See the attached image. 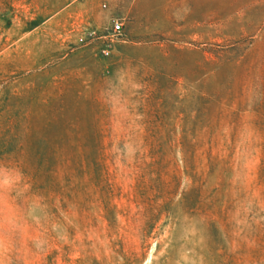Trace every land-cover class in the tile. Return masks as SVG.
I'll return each mask as SVG.
<instances>
[{
  "label": "rangeland",
  "instance_id": "obj_1",
  "mask_svg": "<svg viewBox=\"0 0 264 264\" xmlns=\"http://www.w3.org/2000/svg\"><path fill=\"white\" fill-rule=\"evenodd\" d=\"M74 1L0 0V264H264V0L241 103L103 80Z\"/></svg>",
  "mask_w": 264,
  "mask_h": 264
},
{
  "label": "crops",
  "instance_id": "obj_2",
  "mask_svg": "<svg viewBox=\"0 0 264 264\" xmlns=\"http://www.w3.org/2000/svg\"><path fill=\"white\" fill-rule=\"evenodd\" d=\"M74 2L85 9L78 12L77 26L83 33L95 31L98 36L77 50L93 54L103 80H118L122 85L129 82L125 86L132 89L154 86L157 81L159 88L173 90L168 95H221L238 103L241 96L256 94L253 90L261 85L247 69L246 74L241 70L250 50L245 43L259 37L262 23L260 11L256 13L246 0ZM54 18L55 14L48 17L47 23ZM113 21L121 24L122 39L111 38ZM219 42L223 46L212 44ZM102 48L109 54L102 55ZM130 64L136 66H122ZM123 118L128 120V116L111 117Z\"/></svg>",
  "mask_w": 264,
  "mask_h": 264
},
{
  "label": "built area",
  "instance_id": "obj_3",
  "mask_svg": "<svg viewBox=\"0 0 264 264\" xmlns=\"http://www.w3.org/2000/svg\"><path fill=\"white\" fill-rule=\"evenodd\" d=\"M110 36H111V38H114V39H122L121 24L118 21H113V32ZM97 38H98V36H97V33L95 31H89L87 33H83L79 37L78 41L81 44L85 45V44H88L89 41L97 39ZM100 53L102 55L106 56L109 54V51L107 48H102L100 50Z\"/></svg>",
  "mask_w": 264,
  "mask_h": 264
}]
</instances>
